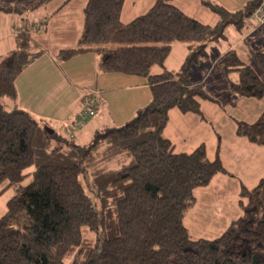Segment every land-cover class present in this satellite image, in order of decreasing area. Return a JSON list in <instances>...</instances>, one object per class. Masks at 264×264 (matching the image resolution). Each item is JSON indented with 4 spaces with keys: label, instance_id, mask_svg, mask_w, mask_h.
Instances as JSON below:
<instances>
[{
    "label": "trees",
    "instance_id": "trees-1",
    "mask_svg": "<svg viewBox=\"0 0 264 264\" xmlns=\"http://www.w3.org/2000/svg\"><path fill=\"white\" fill-rule=\"evenodd\" d=\"M124 1L87 0L78 46L57 53L63 60L96 50L102 71L143 77L152 92L133 117L98 130L87 144L51 133L28 110L3 103L5 97L16 98L17 77L42 52L34 40L35 24L16 33L15 49L0 60V194L32 175L0 216V264H264V177L252 188L242 186V214L220 236L194 239L183 222L195 202L194 190L228 170L220 146L210 159L204 142L190 152L176 151L164 135L171 108L205 118L201 100L216 101L204 83L189 79L192 53L206 54L209 41L223 36L232 22L242 25L262 0H249L234 11L202 0L220 16L215 25L188 15L171 0H156L124 22ZM25 8L0 4L5 11ZM174 41L189 42L190 48L177 71L165 66ZM254 54L264 73V44ZM217 63L225 72L238 71L229 80L234 92L264 95V79L235 49L221 54ZM156 65L162 70L154 72ZM237 133L264 145V111L254 122L240 121ZM54 137L58 141L51 146ZM102 147L106 159L119 151L132 159L118 169L95 167L88 173L91 193L81 178Z\"/></svg>",
    "mask_w": 264,
    "mask_h": 264
},
{
    "label": "rangeland",
    "instance_id": "rangeland-1",
    "mask_svg": "<svg viewBox=\"0 0 264 264\" xmlns=\"http://www.w3.org/2000/svg\"><path fill=\"white\" fill-rule=\"evenodd\" d=\"M59 0H55L49 6L48 10H51L56 7ZM76 1V0H75ZM79 1V0H77ZM219 3L224 4L228 8H232L235 10H240L242 5L247 2V0H212ZM124 5V17L128 16V14L134 12L135 7L133 6V0H125ZM235 6V7H234ZM203 11L201 12L197 7H191L190 13L195 16L196 18L200 19L204 23L215 24L219 18V15L212 11L211 9L207 8L206 6H202ZM141 8V7H140ZM139 13H143L147 10V8L140 9ZM145 10V11H144ZM42 12L36 11H26L24 15H22L25 19L30 18H38L39 16H45L46 9L41 10ZM137 13V14H139ZM63 15V14H62ZM254 20L257 21L256 17L253 16ZM32 20V19H31ZM35 20V19H33ZM59 22L65 21L67 24V20L65 17L59 16L57 18ZM75 20V19H74ZM248 22H252V18L248 19ZM40 25L44 22L43 18L36 20ZM247 24V23H246ZM246 24L238 26L237 23L232 22L230 23L225 30L223 36H219L214 38L212 41H209L206 47L207 53H199L195 54L192 53L193 59L192 65H190V69L188 72V77L191 81H199L204 83L207 92L212 96L216 101L218 98L221 99L220 103L212 102L208 99L209 107L205 106L202 111L204 114H207L208 118L211 117L214 119L216 123H214V127L216 128L218 134L216 135V139H220L221 137L224 139V144L216 143L213 141V145H209V153L211 158L214 157L215 150L217 149L215 146H220V150H223L224 156L228 164H233V154L238 152L239 146L236 144L239 141L240 137L237 133L238 123L240 121H247V122H254L256 118L264 111V95L262 96H249L239 94L230 90L229 88V80L232 78L238 77V71H230L225 72L223 65H219L217 63L218 56L223 54L224 52L235 49L244 60V62L250 65L257 74L264 79V73L258 64V61L255 57L254 52L252 51V47H257L264 44V41H256L252 35H247L246 32ZM46 24H42L41 32L38 35L40 40L45 44L49 45L50 42L54 39H61L62 34L55 32L53 35L46 29ZM72 28L69 29V31ZM65 39H69L68 36L64 37ZM156 44H163L162 42ZM189 42L186 41H176L172 42L173 49L166 58L165 65L173 68L174 71L179 70L185 58L188 55ZM36 50V49H35ZM194 51V50H193ZM5 56V55H4ZM85 57V56H80ZM1 60V59H0ZM83 60L79 61L78 63H82ZM65 69L71 74L72 79L75 81V85H73L75 94L69 93V101L67 105L71 106L70 101L72 98L74 99L75 110L80 113L82 109L88 108L90 105L95 103L98 107L96 110V114L90 116L88 120L86 119L83 125L84 127L76 128L73 132L75 136L70 134L69 125L73 123V120L67 122L66 132L69 133L68 135L65 134V131L61 126L58 124L55 127V131L58 135L74 139L75 143L77 144H87L89 143L95 136L98 130H104L106 126H118L119 123H116L115 115L118 116L117 113L122 112L124 114L128 109L132 108L129 104L133 103L136 99L133 96L131 90H126L125 87H122V82L119 80H109L108 78H103V76L98 77L96 79V75L98 74V67L96 68L95 65H64ZM162 67L160 65H156L154 67V71H160ZM108 73V72H107ZM124 81V80H123ZM121 86V87H120ZM105 88V92L108 94V97L114 96L115 99L109 100L112 102V107L110 103H106L104 101L103 94L99 95V91ZM96 89V90H92ZM228 93H232L233 97L228 99ZM139 94V93H138ZM74 95V96H73ZM119 95V96H116ZM143 95V94H139ZM12 98H3V103L5 107L8 109H12ZM122 103V105L120 104ZM120 107L115 112V107ZM219 107V108H218ZM217 109H222L218 111ZM80 111V112H79ZM179 111V110H178ZM47 115H53L55 112L53 111H45ZM78 113H75L76 115ZM220 114V116L216 117L214 114ZM74 118H77L76 116ZM210 116V117H209ZM118 118V117H117ZM118 120V119H117ZM65 124V125H66ZM121 124V123H120ZM81 125V126H83ZM81 128V129H80ZM54 129V127H53ZM79 129V130H78ZM82 130V131H81ZM206 131L201 129V135H205ZM244 136V135H241ZM220 137V138H219ZM245 137V136H244ZM58 137L52 138L51 146H55L57 143ZM246 141H248L247 138ZM221 144V145H220ZM257 144V143H255ZM264 149V146H261ZM207 148V149H208ZM241 148V147H240ZM176 151L183 150L181 147H177ZM191 150V149H187ZM105 149L102 147L98 153H96L95 159L89 162L90 170L86 174L82 175V181L86 185L89 184L90 172L92 173L95 167H102L109 169V168H122L124 165L128 164L132 157L129 153L124 151L115 152L110 154V158L106 159L105 156ZM258 154L255 153V157ZM257 159H259V174L264 176V155H258ZM101 164V165H100ZM93 166V167H92ZM34 169V166L27 168L25 171H31ZM89 173V174H88ZM32 178V175L26 176L22 181L18 183H14L6 188L0 194V216H2L7 210V202L8 200L17 194L23 185H26ZM236 181V180H233ZM211 182V181H210ZM208 185V184H207ZM205 186V185H204ZM202 186L199 188L202 193V196L205 195L203 198L208 199L213 197L212 199L221 196L223 201L227 202V207L225 209H218L216 206L217 202L213 204H209L208 201L202 199V202L196 203L195 202L188 206L184 212L183 222L188 228L189 234L192 238H216L220 236L228 227V225L236 218H238L241 213L239 210V198H240V189H236V186L232 187H222L218 188L215 186L212 190H205ZM242 186V185H241ZM250 188V187H249ZM219 190L218 192L216 191ZM88 191L93 193V189L91 187L87 188ZM207 204L208 206H205ZM211 205V206H209ZM237 206V207H236ZM241 209V208H240ZM25 214V213H24ZM26 215V214H25Z\"/></svg>",
    "mask_w": 264,
    "mask_h": 264
},
{
    "label": "crops",
    "instance_id": "crops-1",
    "mask_svg": "<svg viewBox=\"0 0 264 264\" xmlns=\"http://www.w3.org/2000/svg\"><path fill=\"white\" fill-rule=\"evenodd\" d=\"M39 0H0L1 5H13V6H26L21 12L18 11H5L0 10V59L8 54L11 50L16 47V33L25 28L26 26L34 25L33 35L34 40L38 42L39 47L37 49H41L42 52L22 71V73L16 79L17 86V96L12 101V107L18 106L20 108L28 110L32 115H34L37 119L44 121L50 127H55L59 124L61 128L66 132L67 122L75 119V113H78L75 110L74 99L70 101L71 106L67 105L69 101V93L75 94V90L73 85H75V81L72 79L71 74L65 69L64 65H95L98 67V74L96 75V79L98 77L103 76V78H108L109 80H119L122 82V87H125L126 90H131L133 96L136 98L133 103L129 104L130 109H128L124 114L122 112L117 113L118 116L115 115L116 123H124L133 117L137 111L147 105L151 98L152 92L149 85L146 83L143 77L133 75V74H125V73H107L102 71L100 68L101 55L96 50H87L81 53L74 55L69 59H58L57 53L64 48H73L78 46L79 38L84 29V7L87 3V0H59L56 7L48 10L49 6L55 0H48L38 4L37 6L32 5ZM156 0H133L134 7L136 10L134 12L128 14V16L124 17V8H122L121 18L124 22H128L132 20L134 17L138 16L139 8L147 10L155 3ZM172 3L180 7L185 13L190 16H193L190 13L191 7H197L201 12L203 11L202 6L204 3L202 0H171ZM249 0H247L248 2ZM216 2V1H215ZM246 2V3H247ZM125 3V1H124ZM219 3V2H217ZM244 3L241 7L244 8ZM226 7L224 4L219 3ZM124 7V5H123ZM207 7V6H206ZM235 7V6H234ZM208 8V7H207ZM228 10L234 11L235 9H230L226 7ZM45 16H39L38 18H30L25 19L22 15L25 14L26 11H36L42 12L41 10H45ZM210 9V8H209ZM146 10V11H147ZM145 11V10H144ZM139 13V14H137ZM144 13V12H143ZM63 14V15H62ZM59 16L65 17L67 20V24L65 21L59 22L57 18ZM195 17V16H193ZM43 18L44 22L42 24H46L47 32L49 31L52 35L55 32L62 34V36L67 37L69 39H65L61 37V39H57L56 41L53 39L49 45H45L38 36L41 32L42 24L40 25L36 20ZM196 18V17H195ZM249 18H252V22H248ZM32 19V20H31ZM35 19V20H33ZM75 19V20H74ZM198 19V18H197ZM200 20V19H199ZM220 20V16L215 24H217ZM201 21V20H200ZM247 23V24H246ZM210 24V23H207ZM210 24V25H215ZM246 24V32L247 35H252L256 39V41H264V26H261L262 29H259V26L256 24L253 16L246 17V21L242 23V25ZM72 28L70 31L69 29ZM176 42V41H174ZM262 46V45H260ZM257 46V47H260ZM189 47V44H188ZM252 47V51L254 52L255 48ZM173 49V45H172ZM172 51V50H171ZM190 51V48H189ZM188 51V53H189ZM85 56V57H80ZM219 57V56H218ZM83 60L82 63H78ZM166 68L174 71L173 68L165 65ZM155 67V66H154ZM153 67V71H154ZM162 70V69H161ZM160 70V71H161ZM177 71V70H176ZM155 72V71H154ZM159 72V71H157ZM124 80V81H123ZM194 83H201L199 81H192ZM121 87V86H120ZM230 88V86H229ZM96 90V89H92ZM230 90H232L230 88ZM105 88H102L98 93L99 95L103 94V99L106 103H110L112 107V102L109 100L115 99L114 96L108 97L105 94ZM143 95H139V94ZM74 96V95H73ZM119 96V95H116ZM228 99L233 97L232 93H228ZM215 103H220L221 99L218 98V101L211 100ZM207 99L201 100L202 109L209 105L207 103ZM122 105V103L120 102ZM120 107H115L114 112ZM219 108V107H218ZM178 108H171L169 111V120L164 129V135L169 138L175 145V149L177 147H181L180 151L190 152L194 148H196L199 144L204 142L206 144V148L209 145H213V141L216 143L224 144V139L221 137L220 139H216V135L218 134L216 128L214 127V119L211 117L208 118L207 114H204L205 118H201L195 112H182ZM221 111L222 109H217ZM45 111H53L55 112L53 115H47ZM80 112V111H79ZM78 113L76 116H78ZM216 117L220 116V114H214ZM118 117V118H117ZM210 117V116H209ZM118 119V120H117ZM257 119V118H256ZM71 123V122H70ZM66 124V125H65ZM86 124V123H85ZM84 125L81 127L83 128ZM80 128V129H81ZM201 129L206 131L205 135H201ZM79 130V129H78ZM82 131V130H81ZM76 134V132H75ZM75 136V135H74ZM239 141L236 144L239 146L238 152L233 154V164H228L226 158L224 156L223 150H220L219 155L220 158L225 165L228 172L217 173L211 180L208 185H205V190H212L215 186L218 188L222 187H232L236 186V189H240L243 185L248 188H252L257 184L261 177H264L262 174H259V159L257 156L264 155V149L261 146L262 144H255L254 142L246 141V137L239 135ZM220 138V137H219ZM220 144V145H221ZM219 145V144H218ZM217 149V146H215ZM241 147V148H240ZM191 149V150H187ZM255 153L258 155L255 157ZM207 154L210 159H213L216 156V150L214 157L211 158L209 153V148L207 149ZM236 180V181H233ZM242 185V186H241ZM202 186L195 188L194 194L196 197V203L202 202V199L208 201L209 204H213L217 202L216 206L218 209L222 210L227 207V202L223 201L221 196H218L215 199L213 197L204 199L199 191ZM218 192L219 190L216 189ZM205 206H208L205 204ZM211 206V205H209ZM238 208L240 213L242 214V208L238 204ZM237 207V206H236ZM241 208V209H240Z\"/></svg>",
    "mask_w": 264,
    "mask_h": 264
},
{
    "label": "built area",
    "instance_id": "built-area-1",
    "mask_svg": "<svg viewBox=\"0 0 264 264\" xmlns=\"http://www.w3.org/2000/svg\"><path fill=\"white\" fill-rule=\"evenodd\" d=\"M253 16L256 17L258 23L264 24V0H262L261 3L255 8ZM97 107L98 106L95 103H93L88 108L82 109L78 117L75 118V120L73 121V123H71V125H69V130H70L69 133L74 136L73 134V132H75L74 130L76 128L82 127L81 125L85 123L84 121L86 119L88 120L90 116L95 115Z\"/></svg>",
    "mask_w": 264,
    "mask_h": 264
},
{
    "label": "water",
    "instance_id": "water-1",
    "mask_svg": "<svg viewBox=\"0 0 264 264\" xmlns=\"http://www.w3.org/2000/svg\"><path fill=\"white\" fill-rule=\"evenodd\" d=\"M46 127H47L48 131L51 132V133L54 132V130H55V129H53L52 127H50L48 125Z\"/></svg>",
    "mask_w": 264,
    "mask_h": 264
}]
</instances>
